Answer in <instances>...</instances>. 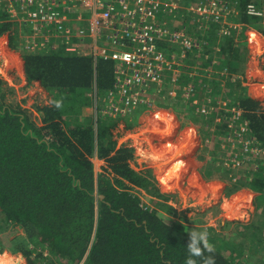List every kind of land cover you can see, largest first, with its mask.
<instances>
[{
  "label": "trees",
  "instance_id": "1",
  "mask_svg": "<svg viewBox=\"0 0 264 264\" xmlns=\"http://www.w3.org/2000/svg\"><path fill=\"white\" fill-rule=\"evenodd\" d=\"M248 2L240 0L238 19L259 29L258 21L244 11ZM3 35H8L15 47L19 37L16 25L0 23V37ZM227 39L223 47L219 45L217 57H224L226 69L237 75L248 50L234 47ZM210 43L212 47L204 46L202 52L182 54L189 60L197 54L200 65L207 67L215 54L211 40ZM46 50L23 56L28 82L39 81L52 97L50 104L37 107L38 115L10 102L7 98L14 95V90L0 78V254H19L26 264H185L189 234L204 230L209 234L214 230L168 222L160 211L151 210L135 194L140 189L167 200L149 171L132 168L134 149L125 145L117 148L113 131L119 121L95 113V102L115 81L116 65L103 60L95 63L91 57L69 54L64 48ZM231 79L232 76L227 78L230 93L224 98L231 107L243 110L255 139L264 145V102L253 99L241 82ZM198 82L206 85L198 89L212 93V98L221 93L214 81L198 78ZM183 109L177 112L188 123L204 122L193 108ZM138 115L139 112L132 120L136 121ZM125 123L127 127L134 124L130 120ZM207 126L202 129L207 134L228 132L227 124L213 131ZM95 156L107 164L98 176L92 161ZM210 162L205 166L207 175L215 169L218 179L225 178L227 169L221 162ZM256 173L245 184L261 192L263 199L264 166ZM159 205L172 210L166 204ZM256 226L259 224L248 229L253 232ZM246 237L256 244V236ZM259 240L263 245V239ZM208 242L213 251L202 249L200 257H193L196 264H207L209 257L214 264H250L243 251L236 249L237 243L219 244L210 234ZM0 258V264L14 260L11 256Z\"/></svg>",
  "mask_w": 264,
  "mask_h": 264
},
{
  "label": "built area",
  "instance_id": "2",
  "mask_svg": "<svg viewBox=\"0 0 264 264\" xmlns=\"http://www.w3.org/2000/svg\"><path fill=\"white\" fill-rule=\"evenodd\" d=\"M240 6V0H0V23L16 25L20 58L25 53L64 48L67 53L91 57L95 63H114L115 83L97 99L95 113L119 121L118 126L127 118L133 119L139 110L158 112L155 108L164 101L174 107L179 103L180 108L188 104L201 119L215 116L214 125H209L212 130L226 124L228 127L227 134H222L231 155L227 164L244 170L242 167L252 158L253 163L257 158L264 159V145L255 139L243 110L228 107L221 99L217 102L206 92L200 94L197 79L212 81L220 71L200 66L193 62L196 58H185L182 53L202 52L209 43L197 40L185 27H177L179 21L197 16L198 24L222 21L223 37L246 27L254 33L256 42L264 41V0H251L244 8L249 17L258 21L259 29L225 22L239 18ZM9 64L7 58H0V78L17 96H22V85L15 84V79L25 86L30 84L17 69H9ZM42 91L48 95V105L52 97L43 88ZM199 96L204 99L199 101ZM92 161L104 160L95 156ZM95 175H99L96 170ZM135 194L141 199L142 194L146 195L137 189Z\"/></svg>",
  "mask_w": 264,
  "mask_h": 264
},
{
  "label": "rangeland",
  "instance_id": "3",
  "mask_svg": "<svg viewBox=\"0 0 264 264\" xmlns=\"http://www.w3.org/2000/svg\"><path fill=\"white\" fill-rule=\"evenodd\" d=\"M233 19L235 20V18ZM0 46V58L1 55L6 57L8 51L13 52V54H19L17 52V44L13 47L10 44L8 35L0 37ZM251 56L252 64L250 66L254 67L255 70H252L254 72L251 71L252 76L254 77L255 73L263 76V81L257 79V82H255L257 83L256 89L258 90L256 94L263 97L260 99L255 98L262 102L264 101V90H262V88L264 89V41L260 40L259 44L255 45ZM212 79H214L212 81L219 84L224 96H228L230 88L227 87V80L224 78L219 79L218 76L212 77ZM15 84L22 85L20 93L24 95L17 96L14 93V95H9L7 99L10 102L21 104L24 108L31 110L34 116H36L37 107L46 105L48 95L41 91L40 87L42 88V86L36 85L35 82L25 86L17 78L15 79ZM22 97H25V99H22ZM194 98L195 96L192 97V99ZM212 99L215 100L216 98ZM178 100L180 101V99ZM226 101L228 100L226 99ZM217 102H220V100L217 99ZM229 102H225L228 107L231 106ZM50 103L51 101H49ZM161 104H158L155 108L158 112H152L151 115L149 113L143 114L144 111L140 112L139 110L137 124L136 121L131 127L120 124L113 131L117 148L125 145L134 149V156L139 155L137 156V161H135L136 159L131 161L132 168L144 173L149 171L152 175L151 177H153L152 180L155 186L162 194L167 196V200L159 199L150 196L146 191L137 189L146 194H142L143 204L151 210L160 211L168 222H180L188 227L212 229L214 231H209V234L212 238H217L219 244L223 241L224 243L222 244L228 246L237 243L238 247L236 246V249L243 251L247 262L250 264H264V198L261 199V192L254 191L245 184L248 180L252 181L255 178L253 175L257 174L256 172L264 166V159L257 158L253 163L254 158H252L251 163L242 167L243 169L245 168L244 170L237 169L233 164H227V159H231V155L229 154V146L226 144L224 136L221 133L214 135L216 132L213 130V132L207 134L208 132H203L202 130L205 128H199L200 126H194L198 129H191L193 124L188 123L185 119L183 122V119L179 118V116L177 117L179 115L177 111L180 109L179 103L175 104L174 113L170 112L171 110H169V114L163 112L168 116H172V119L175 121V130H171V135H168L166 130H164V133H160L158 129H155L153 120L162 112ZM184 108L187 110L190 106L186 104ZM129 120L132 121V118ZM161 122L163 121L160 120ZM163 123L165 124V122ZM165 128H167L166 124ZM216 136L218 137L214 138ZM184 142H186L185 145H183ZM179 143H182V145ZM170 144L176 145L174 149L182 148L183 154H179V160L182 158L185 163L182 165L183 168L179 170V177L177 180L175 179L169 183V188L171 189H168L164 185L162 178L164 174H167L171 166V164L168 167L166 165L168 163L167 158H169L166 154H170L167 151L171 152ZM156 153L163 156L165 154V156L163 159L160 158L161 160H153L151 155L155 154L154 158H156ZM210 159L213 162L218 160L223 165V168L227 169L225 178L220 177L218 179L215 169L207 175L208 169L206 170L205 166L211 163ZM106 166L105 161L94 163V169L98 174L104 173ZM227 202L242 203L239 206V210L235 211L237 215L232 211L228 213V208L225 207ZM159 204H166L172 207V210L162 208ZM256 224H259V226L253 228L254 230L251 232L248 229L249 226L253 225L254 227ZM18 233L21 234V231L18 230ZM246 236H256V244H254L252 238H247ZM259 239H263V245H259ZM228 250L231 251L233 256L235 255L232 248ZM4 253L15 257L16 263L26 264L23 256L11 254L8 251ZM4 253H1L0 257L7 255ZM225 253L228 255L229 252L225 251Z\"/></svg>",
  "mask_w": 264,
  "mask_h": 264
},
{
  "label": "crops",
  "instance_id": "4",
  "mask_svg": "<svg viewBox=\"0 0 264 264\" xmlns=\"http://www.w3.org/2000/svg\"><path fill=\"white\" fill-rule=\"evenodd\" d=\"M237 12L239 14V10H237ZM240 12H241V10H240ZM196 18H197V16H194L193 18H187L186 21H179L177 27L180 28V29H183V27H185V31L186 32L191 33V35L196 37L197 40H199V41L203 40L204 42L209 43L208 46H210V47H212V45L210 43V40L213 42V49L215 50L214 59L208 62L207 68H211V69H213L215 71L219 70L220 71V74L218 75L219 79L224 78L225 80H227V78L229 76H232V79H231L232 82L233 81L241 82V84H242L241 87L245 88L246 91H247V94L249 96H251L252 98H255V97L259 98V99L263 98V97L259 96L258 94H256V92H258V90L256 89L257 83H255V82H257V79L263 81V76L262 75L260 76V75H258V73H255V75L253 77L252 76V72H254L255 70H254V67L250 66L252 64V56H251V54L253 53V49H254L255 45L259 44V42L255 41L256 38L254 37V35L249 33L248 30L246 29V27H243V28H240L237 31H232L231 36L223 37V36L220 35V30L223 27V22L222 21H220L218 23H208L207 25H205L203 23H199L198 24L196 22ZM225 22L229 23V24L234 23V22L242 23L241 21H239L238 18L235 19V20L234 19L232 20V18L231 19L228 18V20H226ZM248 35H251V36H248ZM19 36H20V34H19ZM226 39L227 40H231L233 42V46L234 47H237L239 49H243V47H245L248 50V54L246 56V58H247L246 62L243 63V67H242L243 69H242V71L240 70L239 73H237V75H234L235 73H233V74L230 73V71H228L226 69L225 64H224V62H225L224 57H217V53L219 54V52L221 50L220 47L221 46L223 47V45L225 44V40ZM219 45H221V46L219 47ZM59 49H61V48H59ZM69 54H71V53H69ZM74 55L81 56V57H88V56H85V55H83L81 53H74ZM200 55H202V53ZM6 56L7 57H5L4 55H1V58L2 57L8 58L9 59L8 61L10 63V67L17 69L18 73L21 76L26 77L25 68H24V57L20 58L19 54H13V52H11V51L10 52L8 51L6 53ZM199 57L200 56L195 57L196 60H194L193 62H195L197 64L199 63V65H200L201 61H200ZM208 57H209V60H210V55ZM225 58H226V56H225ZM200 66H202V65H200ZM252 70H254V71H252ZM224 72H226L227 75H229V76L224 75L223 74ZM113 78L115 79V71H114V77ZM182 78L185 79V77L183 75H182ZM26 79H27V77H26ZM34 82H35L36 85L37 84L41 85V83L39 81H34ZM208 82L210 83L212 81H208ZM31 83H33V82H31ZM114 83H115V81H114ZM114 83H112L111 87L114 85ZM202 85L205 86V84H201V86ZM42 88H43V86H42ZM42 88L40 87L41 91H42ZM108 90H106V92ZM205 90H208V89H205ZM262 90H264V89L262 88ZM262 90H261V92H262ZM201 91H202V89H200L199 92H200V94L203 95V93ZM48 94H49V92H48ZM97 95H98L97 88L94 86V96H97ZM208 96H211V98H212V93L210 95H208ZM216 96H215L216 99H221L222 98V100L224 102H228L229 101V100L226 101V98H224L226 96H224V94L222 92L217 97ZM228 96H229V94H228ZM262 102H264V101H262ZM169 105L170 104H167L166 102L165 103L163 102V104H161L162 111L164 110L166 112V110H167L169 112V110H171L170 112L174 113V108L175 107L171 106V105L169 106ZM183 108L184 107L182 105L179 110L184 111ZM168 112H166V113L169 114ZM143 114H147V113H143ZM149 114L151 115L152 113H149ZM167 114L162 112L157 117H155L156 119L153 120L154 121L153 125H154L155 129H158V131L160 133H164L165 132L164 130H166L168 135H171L172 134L171 130H175V121L172 119L171 115L168 116ZM178 116L179 115H177V117ZM126 120H129V119H126ZM160 120L165 122L167 128H165V124L163 122L160 123ZM212 120L215 121L214 116L209 121L206 120V119H203L204 122L201 121L199 123H194V124L191 123V124H193L191 129L197 128L199 126H200L199 128H205L208 125L207 126V130H209L208 127L211 129L210 126L214 125L211 122ZM132 121L135 122L134 120H132ZM137 121L138 120L136 119V124H137ZM206 121H207V123H205ZM204 123H205V125H204ZM209 123H210V126H209ZM124 124L126 125L125 121H124ZM194 126H197V127H194ZM191 137H188V138H191ZM166 140H168V139H166ZM179 144L182 145V143H179ZM185 144H186V142L183 143V145H185ZM169 146H171V149H170L171 152L167 151V153H170V154H166V156L169 157V158H167L168 163L166 165L168 167L169 164H171V166L168 169L167 174L163 175L162 180H163L164 185L167 186L168 189H171V188H169L170 187L169 183L174 181L175 179L177 180V178L180 175L179 174V170L183 168L182 165H184L185 161L182 160V158H180V160H179V156L183 154L182 153L183 152L182 148L174 149L176 147V145H171V144ZM165 150H166V148H165ZM162 152H163V150H162ZM137 156H139V155H136L133 160L136 159L135 161H137ZM151 156H152L153 160L154 159L161 160V159H163L165 154L163 156V155H159V153H156V158H154L155 154H152ZM177 162H179V163H177ZM195 179H198V178H195ZM4 256H11V255L7 254V255H4Z\"/></svg>",
  "mask_w": 264,
  "mask_h": 264
},
{
  "label": "clouds",
  "instance_id": "5",
  "mask_svg": "<svg viewBox=\"0 0 264 264\" xmlns=\"http://www.w3.org/2000/svg\"><path fill=\"white\" fill-rule=\"evenodd\" d=\"M15 93V92H14ZM59 107V104H57ZM208 232L204 231H192L189 234V242L187 243L188 258L185 264H196L193 257H200L202 254V249L207 250L209 253L213 251V247L208 242ZM207 264H214V259L212 257L208 258Z\"/></svg>",
  "mask_w": 264,
  "mask_h": 264
},
{
  "label": "bare ground",
  "instance_id": "6",
  "mask_svg": "<svg viewBox=\"0 0 264 264\" xmlns=\"http://www.w3.org/2000/svg\"><path fill=\"white\" fill-rule=\"evenodd\" d=\"M7 57V56H6ZM11 57V56H10ZM8 59V58H7ZM9 60V59H8ZM196 183V182H195ZM197 184V183H196ZM202 187V186H201ZM242 203H239V204H237V202L236 203H234V202H227L226 203V205H225V207L226 208H228V213H231V211L234 213V214H236L237 215V213L235 212L236 210H239V206L241 205ZM239 215V214H238ZM14 259H15V257H14ZM16 260V259H15ZM15 260H12V261H4V262H2V264H18V263H16V261Z\"/></svg>",
  "mask_w": 264,
  "mask_h": 264
}]
</instances>
